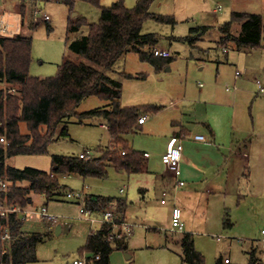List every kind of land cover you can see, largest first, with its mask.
I'll return each mask as SVG.
<instances>
[{
    "label": "rangeland",
    "instance_id": "obj_1",
    "mask_svg": "<svg viewBox=\"0 0 264 264\" xmlns=\"http://www.w3.org/2000/svg\"><path fill=\"white\" fill-rule=\"evenodd\" d=\"M18 1L0 0V7H10ZM117 1L101 0V5L109 7ZM138 1L124 0L128 8H134ZM40 8L42 12L37 18L33 50L48 59L43 65H40L41 60H36L35 65L46 69L49 74L46 78L54 77L58 66L69 54L66 45L69 20L84 17L95 24L101 18V10L84 1H77L73 11L61 1L49 2ZM151 12L175 19V24H160L151 19L143 25V34H156L158 44L169 49L174 60L157 71L152 64L141 61L135 52L127 53L111 73L123 84L121 104L124 107L158 106L164 111L171 102L176 103L186 90L192 98L203 91L207 93L208 100L218 101L223 111L235 116L234 137L242 135L239 139L246 146L253 143L249 153L252 167L249 166L246 174H241L240 180L232 187L230 184L229 189L225 188L223 192L215 191L212 195L206 187L198 189V194L187 207L189 211L186 212L188 217H184L185 223L182 217L185 225L182 233L170 231L169 194L163 196L160 184L167 169L162 162L163 156L158 159L159 184L157 181L154 183L155 176L144 181V175H129L112 166L105 179L84 182L78 176H61L59 180L63 190L57 191L50 200L33 194L32 204L27 208L40 212L46 207L50 214L58 217L57 222H49L40 215H28L24 221L25 232L43 236L37 247V262L31 264H69L82 258L80 250L86 244L88 234L99 225L92 226L82 219L81 205L76 200L67 199L66 195L73 191L81 192L84 186L85 195L122 197L130 203L127 217L134 225L133 234L125 241L127 251L115 250L110 264H189L183 260L182 237L185 233L193 234L195 247L204 255L206 264H216L220 258L229 259L231 264H249L252 248L261 260L259 264H264V96L258 95L256 85V80L264 83V39L261 47L250 50L239 51L233 44H228L225 46L228 50L224 52L220 44L223 37L221 27L232 19L234 13L260 15L264 24V0H155ZM44 14L50 16V22L42 20ZM49 27L53 29L51 33ZM240 31L241 26L234 25L231 33L238 35ZM88 33V28H84L81 33L70 37ZM57 47L60 50L59 61L51 55ZM238 71L242 76L237 77ZM120 73L131 74L134 78H122ZM234 95L240 96L235 104ZM107 104V101L97 97H89L80 104L77 112H90ZM162 113H148V124L152 125L154 133L162 132V125L167 119V114ZM103 124L104 120L100 118H88L80 123L78 118L72 117L57 128L47 155L16 156L7 159L6 165L49 172L54 155L79 157L88 153L92 158H101L104 153L99 149L109 148L112 142ZM66 127L69 137L63 135ZM148 129L146 126L135 135L125 136L130 147L150 154L151 151L164 150L169 141L164 142L148 134ZM21 130L27 133L25 125H21ZM137 178L150 183V187L142 191ZM174 189L173 196L178 192ZM163 200L167 204H162ZM227 211L232 223L230 228L225 226ZM58 225H69L71 230L57 235ZM127 255L131 258L127 259Z\"/></svg>",
    "mask_w": 264,
    "mask_h": 264
},
{
    "label": "trees",
    "instance_id": "obj_2",
    "mask_svg": "<svg viewBox=\"0 0 264 264\" xmlns=\"http://www.w3.org/2000/svg\"><path fill=\"white\" fill-rule=\"evenodd\" d=\"M77 1L90 3L101 10L98 23L92 24L84 17L69 20L66 45L69 54L58 66L54 77L39 78L30 74L33 62L32 33L22 32L12 38L0 36V139L5 137L7 145L0 144V178L12 183L8 192L11 205L28 208L32 195L52 199L56 192L63 190L61 176L105 179L109 167L128 174L144 171L145 157L130 147L125 136L139 131L141 114L156 113L158 106L124 107L121 104L123 84L111 73L117 62L129 52H135L143 62L152 64L157 71L169 65L174 58H157L152 54L159 41L156 34H143V25L148 20L160 24H175L171 16L151 12L155 0H139L134 8H128L124 0H118L109 7H103L101 0H61L71 8ZM20 13L23 28L34 32L37 23L33 17L35 5L21 1ZM30 17V20L28 19ZM28 20V21H27ZM240 25L241 31L234 35L232 27ZM88 28L87 35L70 37ZM53 29L49 27L51 33ZM220 44L225 47L233 44L239 51L261 47L264 39V24L260 15L234 13L232 19L221 27ZM189 40V38H187ZM122 78L134 76L120 73ZM15 90V94L9 93ZM89 97H97L108 104L101 109L78 113L80 104ZM72 117L80 123L88 118L104 120L111 136L109 148L101 158L86 161L80 157L54 155L49 172L34 168L17 169L6 165V160L16 156H43L49 153V146L55 140L56 130L61 123ZM25 125L27 133L21 130ZM63 135L68 136L67 127ZM125 152V155L122 152ZM87 208L97 214L112 210L117 220H126L129 207L122 197H101L87 200ZM226 212L225 226L232 227ZM24 222L17 215H10L8 222L0 218L1 228L8 227L12 242L6 254L0 252V264H31L37 262V247L43 236L23 231ZM110 226H102L92 231L81 253L100 254L98 264H110V255L115 250H126L128 239L115 243L106 241L111 232ZM183 260L189 264H206L204 255L195 247L193 235L182 238ZM249 264H259L256 251L249 253ZM216 264H226L220 258ZM230 264V263H229Z\"/></svg>",
    "mask_w": 264,
    "mask_h": 264
},
{
    "label": "crops",
    "instance_id": "obj_3",
    "mask_svg": "<svg viewBox=\"0 0 264 264\" xmlns=\"http://www.w3.org/2000/svg\"><path fill=\"white\" fill-rule=\"evenodd\" d=\"M21 6V0H19L17 3L12 4L10 7L6 5L0 7V36L12 38L16 35L21 34L22 32L29 34L32 33L34 47L35 32L29 31L28 28H23V19L22 14L20 13ZM214 12L216 13L217 9H215ZM37 18L38 16L36 15V13H34L33 20L35 23L39 21ZM28 19L30 20V17ZM157 47L169 51V49L164 48L159 44L157 45ZM224 50L228 49L224 47ZM59 53L60 50L57 47V49L53 51L51 55H55V59L59 61ZM32 56L33 62L30 67V74L35 77L38 76L39 78H46V76L49 75L47 74L48 72L43 67L35 65V61L41 60L40 65H43L46 63L45 61L48 58L38 54L36 49L33 50ZM0 86L2 85L0 84ZM202 87L203 86H201V88ZM196 95V97L192 98V96L189 95V91L186 90L183 96L177 98L176 103L171 102L170 107L166 108L164 111L163 107H160V110L156 112V114L160 112L167 114V119L165 118V121L162 125V132L154 133L151 128L152 125L148 124L149 114L155 113L148 114L147 112H145L141 114L140 118L146 116L147 120L142 125L138 123L139 131H143V129L147 126L149 127V129L147 130L148 134L155 135V137L161 138L164 142L169 141V143L167 142L168 145L164 150L160 152L151 151L152 154H150L149 152H141L134 149L135 151L144 154L145 168L141 173L129 175H144V181L155 176L154 183H156L157 181V183L159 184V177L157 176V171L159 168L158 159L168 151L169 144L173 138L179 139L182 142L183 155L181 162V180L185 182V186L177 189L178 192L174 189L176 191V194L173 196V188H176V178L167 169L160 181V184L162 185H160L162 187L161 189L164 190L163 196H168L169 194V202L171 204L170 219L172 217V211L176 206L180 208L183 207L181 208L183 220L184 217H188L186 212L189 211V209L187 207L190 206V201L193 199V197H196V195L198 194V189H200L201 187H206L207 191H209L212 195L215 191L223 192V189H229L230 184L232 187V184L234 185L236 181L238 182L240 180V175L246 174V170L250 169L249 166L252 167L253 164L249 159V153L250 149H252L253 143L251 144V146H246L245 143H242V139H239L242 135H240L239 138L234 137V129L236 127L235 116L232 117L231 114H228V111H223V106L218 103V101L208 100L206 98L207 93H203V91H200V93H197ZM239 97V95H234V104L235 101L237 102ZM103 126L108 130L105 122ZM138 132L134 133L133 135L137 134ZM197 135L205 136L206 141H195L193 138ZM146 154H148L149 156L146 157ZM81 178L84 182L89 179H96L83 177ZM136 180L138 183H140L139 187H142V191L147 189V187H150L148 186L150 183H144L142 179L138 178ZM85 189L86 187L84 186L81 192L84 193ZM86 197L87 200L91 198L96 200L98 196L87 194ZM87 200L85 202L86 204ZM162 204L167 203L163 200ZM126 220L129 221L128 217L126 218ZM100 228L101 227L99 226L96 230L91 229L90 233L88 234L87 240L93 230L97 231ZM70 230L71 226H69L68 232ZM62 233L65 232L62 231L61 234ZM187 234L191 233H185L184 235ZM84 254L85 253L80 252V256ZM111 256L112 254L110 255V259ZM223 261L225 262V259H223Z\"/></svg>",
    "mask_w": 264,
    "mask_h": 264
},
{
    "label": "built area",
    "instance_id": "obj_4",
    "mask_svg": "<svg viewBox=\"0 0 264 264\" xmlns=\"http://www.w3.org/2000/svg\"><path fill=\"white\" fill-rule=\"evenodd\" d=\"M26 1L29 3H32L35 5L36 8V15L39 16L42 12V9L40 8L43 4L49 3V2H60L61 0H21ZM43 21L49 22L50 16L47 14L43 15L42 18ZM227 52V50H224ZM152 54L157 58H164L169 59L171 58V52L162 48H154L152 49ZM242 76L241 72H237V77ZM256 85L258 88V95L264 96V83L261 80H256ZM202 86V85H201ZM229 91V89H227ZM9 93L15 94V90H10ZM147 120V117L144 116L139 119V124H144ZM195 141L204 142L206 141L205 136L203 135H197L193 138ZM0 144L7 145V140L5 137L0 139ZM123 155H125V152H122ZM182 155H183V145L181 140L173 138L169 144L168 151L163 155L162 161L163 164L166 166L167 170L176 178V188L179 189L185 186V182L181 180L182 176V170H181V162H182ZM146 157L149 155L146 154ZM80 159L83 160H90L92 158L91 155L88 153H83L80 156ZM12 187V183L9 182L6 179L0 178V218L6 219L8 222V219L10 215H17L23 222L26 221L28 215H40L45 220L49 222H57L58 217L54 216L53 214L49 213L48 208L43 207L42 211H34L29 210L27 208H21L19 206H14L9 203L8 200V192L10 188ZM67 199L70 200H76L79 202V205H81V218L89 221L92 226L99 225L102 226H110L111 232L108 236H106V241L109 243H115L119 240L123 239H129L133 234V228L134 225H132L129 221L124 220H117L115 217V214L112 210H108L102 214H97L91 210H89L86 206V200L87 197L83 192H69L66 195ZM0 232V252L2 254H6L7 250L9 249L11 242H12V235L9 230V228L6 226L4 228H1ZM185 225L182 221V210L180 207H174L172 211V217H171V232L174 233H182L184 232ZM94 232V230H93ZM264 234V231H263ZM101 260L100 254H90L85 253L82 258L74 261L73 263L69 264H92L94 262H98ZM225 263L229 264V259H225Z\"/></svg>",
    "mask_w": 264,
    "mask_h": 264
},
{
    "label": "water",
    "instance_id": "obj_5",
    "mask_svg": "<svg viewBox=\"0 0 264 264\" xmlns=\"http://www.w3.org/2000/svg\"><path fill=\"white\" fill-rule=\"evenodd\" d=\"M77 15L75 14L74 15V17H76ZM68 229H69V225H64V226H62V225H59V226H57V228H56V234L57 235H59V234H61V232L62 231H64L65 233H67L68 232ZM127 257V259H130L131 257L130 256H126Z\"/></svg>",
    "mask_w": 264,
    "mask_h": 264
}]
</instances>
